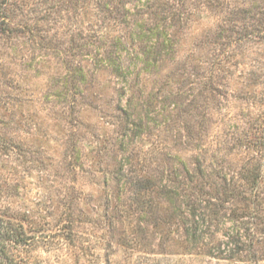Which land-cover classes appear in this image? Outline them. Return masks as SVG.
I'll use <instances>...</instances> for the list:
<instances>
[{
    "label": "rangeland",
    "instance_id": "obj_1",
    "mask_svg": "<svg viewBox=\"0 0 264 264\" xmlns=\"http://www.w3.org/2000/svg\"><path fill=\"white\" fill-rule=\"evenodd\" d=\"M0 4L17 257L264 264V0Z\"/></svg>",
    "mask_w": 264,
    "mask_h": 264
},
{
    "label": "trees",
    "instance_id": "obj_2",
    "mask_svg": "<svg viewBox=\"0 0 264 264\" xmlns=\"http://www.w3.org/2000/svg\"><path fill=\"white\" fill-rule=\"evenodd\" d=\"M0 12H3L1 4ZM28 239L22 224L5 221L3 217H0V264H28L23 258L17 257L13 251L15 244L26 243Z\"/></svg>",
    "mask_w": 264,
    "mask_h": 264
}]
</instances>
